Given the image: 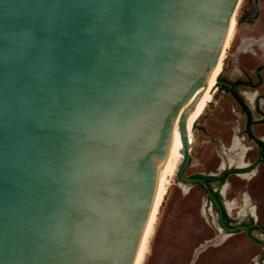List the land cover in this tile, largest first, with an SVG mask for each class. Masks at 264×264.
I'll return each mask as SVG.
<instances>
[{"label": "water", "instance_id": "water-1", "mask_svg": "<svg viewBox=\"0 0 264 264\" xmlns=\"http://www.w3.org/2000/svg\"><path fill=\"white\" fill-rule=\"evenodd\" d=\"M240 2L0 0V264H135L180 148L177 178L204 190L221 231L258 244L225 224L209 177L185 174ZM106 110L130 116L113 153L88 131ZM86 187L105 199L76 220ZM90 225L94 255L80 250Z\"/></svg>", "mask_w": 264, "mask_h": 264}, {"label": "rangeland", "instance_id": "rangeland-1", "mask_svg": "<svg viewBox=\"0 0 264 264\" xmlns=\"http://www.w3.org/2000/svg\"><path fill=\"white\" fill-rule=\"evenodd\" d=\"M247 8V0H241L216 80L249 84L234 89L250 109L252 119L259 122L251 126L252 135L264 142V0H257L256 19L238 22ZM211 95V102L190 129V162L185 174L216 177L228 169L253 165L250 174L228 175L221 190L230 218L246 220L252 203H264V164L258 163L257 150L250 149L246 117L232 94L215 83ZM234 138L240 144L236 148L232 146ZM239 158L242 166L230 163ZM176 170L168 177L140 264H258L261 249L241 233L223 234L205 192L196 184L181 182ZM211 187L217 190V183L212 182ZM256 218L258 222L264 218V206H258Z\"/></svg>", "mask_w": 264, "mask_h": 264}, {"label": "snow or ice", "instance_id": "snow-or-ice-1", "mask_svg": "<svg viewBox=\"0 0 264 264\" xmlns=\"http://www.w3.org/2000/svg\"><path fill=\"white\" fill-rule=\"evenodd\" d=\"M176 6L180 7L179 4ZM129 126L130 116L128 112L106 110L100 117L94 118L93 126L89 128L88 131L92 135L100 137L102 141H106L104 147L107 148L110 153H113L118 151L121 139L127 134ZM177 142L179 143V134L177 136ZM105 195L103 191L97 190L95 187H86L74 192L71 208L73 217H75L76 220L82 219V216L76 215L77 212L93 215L90 210L94 207L102 206ZM95 218L94 216V219ZM63 227L65 230H69L74 228L75 225L72 220H68ZM110 239V235L104 237L103 246L105 248ZM99 246L98 229L90 225L86 239L80 244V250L84 254L94 255ZM135 264H139V260H137Z\"/></svg>", "mask_w": 264, "mask_h": 264}, {"label": "flooded vegetation", "instance_id": "flooded-vegetation-1", "mask_svg": "<svg viewBox=\"0 0 264 264\" xmlns=\"http://www.w3.org/2000/svg\"><path fill=\"white\" fill-rule=\"evenodd\" d=\"M257 74V72H256ZM248 142L251 143L250 149H256L257 154H258V163H263L264 164V142L260 139H249ZM254 170L253 165H246L244 168H234V169H228L223 171L221 174L216 176L217 178V190L220 197H221V205L223 206V213L225 211L226 216L230 219V221H226L224 217L225 224L228 227L234 228V227H239V226H244L247 227L249 230V233L251 236L258 242V244L252 243L244 234L243 231H239L237 233H241L244 235V237L253 245L259 247L261 249L260 253L258 254L256 260L258 264L264 263V218L261 220V222H258L256 216H257V210L258 206H264V203L262 204H257V203H252L251 206H253L252 212H250L247 215V219H241L240 217L237 218H230V216L227 214V210L224 204V199H223V194L221 193V190L225 188L226 186V178L230 174H236V175H243V174H250ZM220 190V191H219ZM250 215V216H249ZM255 216V217H254ZM246 217V216H245ZM240 218V219H239ZM239 219V220H238ZM223 234H225V231H221ZM236 234V233H235Z\"/></svg>", "mask_w": 264, "mask_h": 264}, {"label": "bare ground", "instance_id": "bare-ground-1", "mask_svg": "<svg viewBox=\"0 0 264 264\" xmlns=\"http://www.w3.org/2000/svg\"><path fill=\"white\" fill-rule=\"evenodd\" d=\"M233 25H234V17H233L232 26H231V28L229 30L228 38L230 36L231 30L233 28ZM228 38H227V41H228ZM226 44H227V42H226ZM226 44H225V46H226ZM219 71H220V63L218 64L217 68L215 69L214 73L212 74V84H211L210 89H209V91H208V93L206 95L205 103H204V106H203L201 114L204 112L206 106L212 100L211 92H212V88H213L214 84L216 83V78L219 75ZM201 114L195 119V121L198 120V118L201 116ZM194 122H193V124H194ZM192 127H193V125L191 126L190 129H192ZM188 139H189V142H190V130H189V133H188ZM239 145L240 144L234 138L232 146L236 148ZM181 158H182L181 148L176 153L171 154V156L169 157V160H168V163H167V166H166V169H165L162 185H161V188H160V191H159V194H158V197H157V200H156V203H155V206H154V209H153V212H152V215H151V218H150V221H149V224H148V227H147V230H146V233H145V236H144V239H143V242H142L138 257H137V260H139V264L141 263V260L143 258V255H144V252H145V249H146L150 234L152 232V227H153L154 221H155L156 216L158 214L159 207H160V205H161V203L163 201V198H164V195H165V189H166L165 185L168 182V177L173 174V172L177 168ZM228 162H229V160H228ZM230 163L238 165V166H242L243 165L241 158L237 159V161H235V162L233 160H230ZM247 200H248V198H247V196H245L244 197V202H247Z\"/></svg>", "mask_w": 264, "mask_h": 264}, {"label": "trees", "instance_id": "trees-1", "mask_svg": "<svg viewBox=\"0 0 264 264\" xmlns=\"http://www.w3.org/2000/svg\"><path fill=\"white\" fill-rule=\"evenodd\" d=\"M247 5H249V8H247L245 11H243L242 15L239 18L238 22L244 21V22H252L254 19L257 18L258 15V10H257V0H247ZM261 70V68L257 69V76H258V72ZM220 78L218 77V83H217V87H220L223 89H226L229 93L232 94V97L237 101V103L239 104L242 113L245 115L246 117V129L245 132L248 136L249 139H256L258 140V138H255L251 131L250 128L252 125L259 123L257 121H254L252 119L251 116V112L250 109L248 108V106L244 103L242 97L240 95H238V93L235 91L234 87L236 85H249L243 81H237L235 83L232 84H225L224 82H222V80H219ZM257 113H259L260 115L262 114L261 111L257 108ZM264 160V157H263ZM195 177H202V176H195ZM217 178L216 177H209L208 179V183L211 186L212 182H216ZM204 191V190H203ZM215 196L217 197V199L221 202V197L218 193V191L215 190L214 192ZM207 197V196H206ZM208 203H210L209 199L207 198ZM212 209L216 212V209L214 207H212ZM224 217L226 221H230V219L226 216L225 211H224Z\"/></svg>", "mask_w": 264, "mask_h": 264}]
</instances>
